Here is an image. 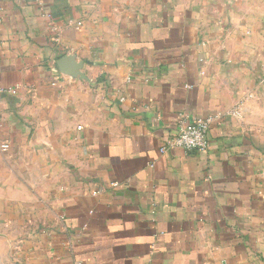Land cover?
I'll return each instance as SVG.
<instances>
[{
	"label": "crops",
	"instance_id": "1",
	"mask_svg": "<svg viewBox=\"0 0 264 264\" xmlns=\"http://www.w3.org/2000/svg\"><path fill=\"white\" fill-rule=\"evenodd\" d=\"M9 88L0 264H264V0H0Z\"/></svg>",
	"mask_w": 264,
	"mask_h": 264
},
{
	"label": "built area",
	"instance_id": "2",
	"mask_svg": "<svg viewBox=\"0 0 264 264\" xmlns=\"http://www.w3.org/2000/svg\"><path fill=\"white\" fill-rule=\"evenodd\" d=\"M41 3L42 0H36ZM0 91H9L15 93L16 88L0 89ZM238 114V111L233 112ZM210 119H187L182 118L179 132L175 136L168 137L163 146V150L181 149L188 153L191 151H205L209 146L208 132L210 127ZM4 124L3 113L0 111V129ZM76 264H83L77 261Z\"/></svg>",
	"mask_w": 264,
	"mask_h": 264
},
{
	"label": "water",
	"instance_id": "3",
	"mask_svg": "<svg viewBox=\"0 0 264 264\" xmlns=\"http://www.w3.org/2000/svg\"><path fill=\"white\" fill-rule=\"evenodd\" d=\"M71 61H72L71 58L67 56V57L63 58V59L59 62V65H60L61 67L65 68V69H67L68 66L72 64Z\"/></svg>",
	"mask_w": 264,
	"mask_h": 264
}]
</instances>
